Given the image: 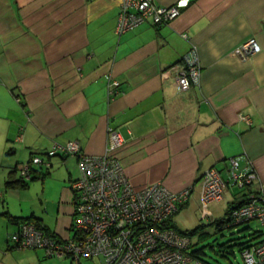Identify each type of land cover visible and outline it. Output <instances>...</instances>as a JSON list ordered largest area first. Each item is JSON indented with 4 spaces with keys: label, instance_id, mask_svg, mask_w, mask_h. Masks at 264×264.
Here are the masks:
<instances>
[{
    "label": "crops",
    "instance_id": "crops-1",
    "mask_svg": "<svg viewBox=\"0 0 264 264\" xmlns=\"http://www.w3.org/2000/svg\"><path fill=\"white\" fill-rule=\"evenodd\" d=\"M155 1L181 4L180 15L119 36L120 0H0V264L50 258L13 245L19 223L7 213L37 219L60 239L73 236L76 157H51L25 188L8 183L33 155L48 159L54 143L75 140L85 153L102 155L109 128L119 130L125 142L116 155L135 187H193L176 225L191 205L200 210L201 179L211 167L226 179L228 204L264 187V0ZM251 37L260 52L236 55ZM192 44L201 84L180 91L165 71ZM113 80L120 92L110 97ZM231 157L241 169L251 160L253 185L241 189L230 178Z\"/></svg>",
    "mask_w": 264,
    "mask_h": 264
},
{
    "label": "built area",
    "instance_id": "built-area-1",
    "mask_svg": "<svg viewBox=\"0 0 264 264\" xmlns=\"http://www.w3.org/2000/svg\"><path fill=\"white\" fill-rule=\"evenodd\" d=\"M181 4L163 5L155 0H120L116 25L119 36L142 24L159 27L168 24L181 13ZM185 39H190L183 34ZM261 46L251 37L237 47L234 53L246 59L258 52ZM172 74L180 91L200 86L202 67L198 47L191 45L180 63L165 71ZM120 82L109 83L108 94L120 92ZM252 124L249 115H241ZM122 133L109 128L108 144L104 154L85 153L78 141L54 143L47 151L48 159L35 154L20 168L21 175L30 179L33 167L51 165L56 155L77 158L79 176L72 182V232L69 239H60L47 233L32 222H23L10 240L21 249H42L46 257L71 258V264L99 257L101 264H208L188 253L190 236L173 226L174 217L190 200L193 187L179 192L169 190L157 182L135 187L124 171L116 151L124 144ZM240 168L239 158H230L228 173L241 189L258 179L252 162L246 158ZM200 193L201 220H212V205L224 200L227 188L221 170L211 167L202 176ZM230 217L234 222L256 220L264 224V187L252 190L246 201L235 208ZM245 264H264V239L242 250Z\"/></svg>",
    "mask_w": 264,
    "mask_h": 264
},
{
    "label": "rangeland",
    "instance_id": "rangeland-1",
    "mask_svg": "<svg viewBox=\"0 0 264 264\" xmlns=\"http://www.w3.org/2000/svg\"><path fill=\"white\" fill-rule=\"evenodd\" d=\"M34 195V193H33ZM38 208L41 205L36 204ZM228 209V203L222 201L218 204L212 205L210 210L212 212V220L205 221L201 220L200 210L195 205H191L186 210L182 211L177 218V226L184 232H187L191 237L193 246L190 250L205 247L204 250L206 255L204 256L207 261L211 264H245L242 251L237 243L244 242H256L264 238V234L258 237L255 236L256 231H262L264 233V224L253 220L249 223L242 224L237 227L228 228L225 227L221 230H216L215 224H209L202 226L203 223H211L215 219H219L225 216ZM199 227V228H198ZM198 228V229H197ZM214 245L212 249L209 245ZM219 244L233 245V253L228 252L221 254L218 251ZM230 249V248H228ZM41 251H44L41 249ZM45 254V253H44ZM44 264H70V258H58L50 257L45 258ZM83 264H101L99 257L94 259L83 260Z\"/></svg>",
    "mask_w": 264,
    "mask_h": 264
},
{
    "label": "trees",
    "instance_id": "trees-1",
    "mask_svg": "<svg viewBox=\"0 0 264 264\" xmlns=\"http://www.w3.org/2000/svg\"><path fill=\"white\" fill-rule=\"evenodd\" d=\"M62 156H68V155H62ZM38 167L39 166H36V167H33V171L31 172V176H30V180H32V179H35V178H37L38 177V175H37V173H38ZM40 167H45V166H40ZM50 167V166H49ZM49 167H47V168H49ZM37 172V173H36ZM28 181H29V179H25L22 175L20 176V178H18L17 180H14V181H10V182H8L9 184H12V185H14V184H16L17 186H20V187H22V188H25L27 185H28ZM248 188V187H247ZM250 191H252V190H250ZM249 191V192H250ZM249 192H247L245 195H242L240 198H241V200H237V201H234V202H231V203H229L228 204V209H227V211H226V214H225V216L224 217H222V218H219V219H215V220H213L211 223H207V224H205V223H203V225L202 226H207V225H209V224H215L216 225V230H221V229H223V228H225V227H228V228H232V227H237V226H240V225H242V224H245V223H249L250 221H242V222H234L233 220H232V218L230 217V215H231V213H232V211L235 209V208H237V207H239V206H241L245 201H246V196L248 195V193ZM239 198V199H240ZM183 208V207H182ZM7 215L9 216V218H10V220H12V221H16V222H18L19 223V225L21 224V223H23V222H32V223H34L36 226H38L40 229H43L45 232H47V233H51V232H49L41 223H40V221H38L37 219H30L29 217L28 218H18V217H14V216H12V215H10L9 213H7ZM173 226L177 229V230H179L180 232H182V233H184V234H186V235H188L189 236V234L187 233V232H184L182 229H180L175 223H174V220H173ZM199 228V227H198ZM197 228V229H198ZM53 234V233H52ZM264 233L262 232V231H256L255 232V236L254 237H258V236H261V235H263ZM191 238V237H190ZM262 239H264V238H262ZM261 239V240H262ZM260 241V240H259ZM249 242V241H248ZM248 242H244V243H237L239 246H240V249H241V251L244 249V248H246V247H248V246H250L252 243H255V242H251V243H248ZM257 242V241H256ZM13 243V242H12ZM13 245H15L14 243H13ZM193 246V243L190 245V247H192ZM212 249H214V245H212V244H210L209 245ZM190 247H189V249H188V253L190 254V255H192L193 257H195V258H197V259H200V260H202V261H204V262H206V263H208V264H211L209 261H207L206 259H205V255H206V252H205V250H204V248L205 247H201V248H197V249H195V250H190ZM233 245H226V244H219V246H218V251L221 253V254H225V253H228V252H231V253H233ZM228 248H230V249H228Z\"/></svg>",
    "mask_w": 264,
    "mask_h": 264
}]
</instances>
